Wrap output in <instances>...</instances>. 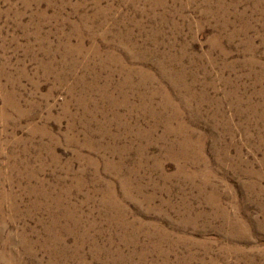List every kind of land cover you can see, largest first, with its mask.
<instances>
[{
    "label": "rangeland",
    "instance_id": "1",
    "mask_svg": "<svg viewBox=\"0 0 264 264\" xmlns=\"http://www.w3.org/2000/svg\"><path fill=\"white\" fill-rule=\"evenodd\" d=\"M0 264H264V0H0Z\"/></svg>",
    "mask_w": 264,
    "mask_h": 264
}]
</instances>
